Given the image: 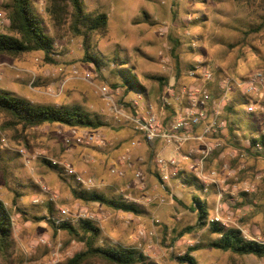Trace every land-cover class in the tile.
<instances>
[{
    "label": "rangeland",
    "instance_id": "obj_1",
    "mask_svg": "<svg viewBox=\"0 0 264 264\" xmlns=\"http://www.w3.org/2000/svg\"><path fill=\"white\" fill-rule=\"evenodd\" d=\"M254 3L255 0H172L168 10L171 27L164 35L161 31L150 30H140L138 33L143 44L139 55L147 62L143 65L146 77L163 85L161 89L169 83L166 74L156 70L164 60L163 46L160 44L163 40L164 44L171 45L167 50L168 55H174L177 49L183 47L189 53L207 57L204 65L219 60L220 72H223L224 65L234 67L240 74V79H243L247 76L245 73L259 66L256 64L257 60L264 61V55H261L264 53V11L257 12L252 8ZM33 4L54 43L59 41L61 44H71V32L67 26L66 31H60L65 25L58 27L53 24L47 12L48 0H34ZM253 16L255 19L250 18ZM147 19L146 14L145 21ZM155 27L156 24H148V29ZM188 29L191 31H187ZM4 30L5 28H0V31ZM66 36L69 37L67 41ZM149 49L152 51H148ZM67 51V48L62 49V52ZM54 58L56 63L47 62L38 51L25 52L18 57L0 55V91L11 92L34 103L80 105L104 122L100 129L105 141L100 146H64L63 137L68 126L47 123L27 129L11 127L5 123V118L0 113V199L10 210L13 227L12 247L7 256L0 258V264H60L83 250L84 243L80 239L65 230L54 229L47 219L37 221L33 218L50 217V202L52 216L57 215L59 208H67L73 217L80 210L93 213L95 219L89 221L100 228V236L112 241L113 246L134 247L143 254V262L137 264H183L177 260L175 251L169 252L168 249L179 248L185 253L191 244H186L182 237L191 230V226L181 225V220L176 215L178 209L167 212L163 208V202L157 203V199L147 202L145 199L148 195L153 197L157 194L156 185L159 180L154 172L157 152L148 153V161L142 160L141 152L147 144L139 132L131 124L119 123L115 119L101 99L98 85L90 77L82 75L79 69H74L73 61L62 60L58 56ZM137 63L139 66V62ZM81 69L89 71L83 65ZM136 77L139 79V76ZM252 100L251 103L255 102ZM132 141L136 145H131ZM19 148H23L30 157L27 166L25 158L18 152ZM246 151L250 163L239 155L225 156L217 162L215 173L224 179L227 172L245 164L236 175H250L253 180H259L258 185H252L243 179L240 181L246 187L237 189L242 197L239 201H234L230 193L220 190L225 199L222 218L229 220L231 227L239 231L246 229L249 234H253L264 229V191L260 187L264 185V175H261L264 168L260 167V151ZM126 152L131 156L132 167L122 165L124 176L111 173L110 168L117 165L118 157ZM42 156L59 157L71 164L77 172L92 176L96 184L94 190L106 196L124 198V195H128L137 199L140 213L125 212L100 202L87 203L76 199L71 193L70 182H73V178L63 175L70 182L62 180L60 171L50 167ZM149 163L153 166H144ZM183 163L181 160L180 164ZM133 169L143 171L145 179L142 189L132 182ZM38 180L47 186L48 192L41 190ZM224 182L226 186L234 188L237 184L234 178L231 182ZM13 189L21 194L17 199H14ZM228 201H234L233 205L230 206ZM158 212L161 216L159 220L154 219ZM169 219L176 222V227L167 222ZM148 221H151V225ZM140 230L144 231V235L139 234ZM208 241L198 242L199 249L191 253L197 264H254L251 258L256 256L216 249L207 246ZM86 264L106 263L100 259H91Z\"/></svg>",
    "mask_w": 264,
    "mask_h": 264
},
{
    "label": "clouds",
    "instance_id": "obj_2",
    "mask_svg": "<svg viewBox=\"0 0 264 264\" xmlns=\"http://www.w3.org/2000/svg\"><path fill=\"white\" fill-rule=\"evenodd\" d=\"M171 4L172 0H60L69 18L78 17L79 31L70 34L71 44L57 41L51 44V50L54 56L73 61L72 67L90 77L94 84L100 87L111 85L108 88L110 96L139 105L138 113L149 119L155 129L153 147L149 149L144 145L142 160L148 161V153H158L164 146L186 154L182 165L159 169L163 183L156 185L157 203L163 201V208L167 212L178 209L176 215L181 225L191 226L182 240L186 244L200 246L198 242H214L220 238L218 229L224 233L231 229L229 220L218 223L224 215L225 199L217 192L230 193L234 201H239L242 197L237 189L246 187L240 183L242 179L252 185L259 184V180H253L250 175H236L245 164L227 172L224 179L216 175L215 169L217 162L225 156L239 155L250 163L246 149L260 151V167L264 168V61H256L259 66L245 73L250 80L244 82L234 67L224 65L223 72H220L219 60L204 65L207 57L189 53L183 47L177 49L174 55H168L167 50L171 45L161 40L164 60L156 70L166 74L169 81L161 89L158 83L146 77L143 65L147 62L139 55L143 44L138 33L140 30H150L161 31L164 35L171 27L168 12ZM252 8L257 12L264 11V0H255ZM250 18L255 19L254 16ZM149 23L156 24V27L148 29ZM41 31L46 33L47 28H41ZM60 31H66V25ZM68 39L66 36L65 41ZM64 48L68 51L62 52ZM81 65L89 71L84 72ZM129 75L139 76L142 82L133 91H129L130 83L126 86ZM166 92L171 93L170 98L164 95ZM249 93L255 102L245 103ZM165 103L170 108H165ZM148 108L153 113L152 118L147 115ZM165 132L172 134L171 144L164 136ZM252 142H255V148ZM201 145H204L203 149ZM189 155L192 159L188 158ZM144 166L153 165L149 163ZM233 178L237 181L236 187L226 186L224 181L231 182ZM213 180L218 182L215 186L211 183ZM260 187L264 191V185ZM165 188L169 191H164ZM234 201H228V204L231 206ZM196 206H199V213ZM160 218L158 212L154 219ZM167 222L176 227L175 221L169 219ZM148 223L151 225V221ZM238 239L247 248L264 251V229L253 234L245 229ZM97 244L113 246V242L104 236L98 238ZM168 251H175L178 256L184 254L179 248ZM236 259L240 260L239 257ZM251 259L254 264H264V255Z\"/></svg>",
    "mask_w": 264,
    "mask_h": 264
},
{
    "label": "trees",
    "instance_id": "obj_3",
    "mask_svg": "<svg viewBox=\"0 0 264 264\" xmlns=\"http://www.w3.org/2000/svg\"><path fill=\"white\" fill-rule=\"evenodd\" d=\"M34 0H0V7L7 12L10 23L4 30L0 31V55L6 57H18L25 52H41L44 60L56 63L51 44L53 37L48 32L41 31L46 28L43 18L35 10ZM47 12L54 25L61 27L66 25L69 32L78 33V17L69 18L66 9L61 7L60 0H48ZM131 84L130 90L141 86L137 77L128 76L127 84ZM163 86V85H162ZM161 86V87H162ZM252 96L248 95L247 103H251ZM0 113L5 118V123L11 127H21L23 129L38 127L43 124H62L69 127L97 129L104 125V122L94 114L89 113L80 105H51L44 103H34L29 99L15 95L11 92L0 91ZM255 148V142H252ZM257 153V152H256ZM259 153V152H258ZM59 158V157H58ZM45 161V160H44ZM50 167L49 161H45ZM61 175V174H60ZM6 179V174H4ZM62 180L70 182L61 175ZM75 184V186L71 185ZM72 195L84 202H100L113 209L125 212L140 213V208L136 203L128 202L121 196H106L97 190L82 189L77 183L70 182ZM14 199L19 197V192L13 189ZM50 217L33 216L37 221L47 219L54 229L67 231L70 235L80 239L84 243V248L75 253L72 257L60 264H86L91 259H100L106 264H137L142 263L143 254L134 247L126 246H99L97 244L101 230L89 220H80L78 224L63 221L56 224L52 214L51 202L48 205ZM207 211V209H205ZM199 213V206H196ZM191 227H189L190 229ZM220 238L208 241L207 246L216 249L231 251L239 255L252 254L256 257L264 255V251L254 248H247L241 245L238 236L241 232L231 227L228 233L217 230ZM12 218L6 203L0 199V258L8 255L12 244ZM200 245V243H198ZM200 246H189L183 255L177 256V260L183 264H197L195 257L191 254Z\"/></svg>",
    "mask_w": 264,
    "mask_h": 264
},
{
    "label": "built area",
    "instance_id": "obj_4",
    "mask_svg": "<svg viewBox=\"0 0 264 264\" xmlns=\"http://www.w3.org/2000/svg\"><path fill=\"white\" fill-rule=\"evenodd\" d=\"M10 20L7 15V12L0 7V28H7L9 26ZM76 72V71H74ZM198 78V77H197ZM244 82H249L250 77L245 76L243 79H241ZM108 88H110L109 85L106 87H100L98 86V92L103 100L104 104L106 105L107 109L114 115L115 119L119 123H129L133 126V128L139 132V134L142 136L145 144L151 149L153 147L152 140L154 138L155 129L153 128L152 123L149 122V119H145L144 115H140L138 113L139 105H136L134 101H118L117 98L110 96L108 94ZM165 96L171 97V93H164ZM249 95H251L249 93ZM165 108H170L169 105L165 103ZM147 115L149 118L153 117V113L150 108L147 110ZM173 114L175 112L173 111ZM139 125V127H137ZM69 130V131H68ZM164 136L167 137L168 143L171 144L173 137L171 133L165 132ZM105 141L104 133L100 128L97 129H87V128H78V127H69L67 128V133L63 137V145L64 146H70L72 144L77 145H102ZM131 145H136L135 141L131 142ZM158 146V145H157ZM164 148H169L167 146H164ZM201 148H204V145H201ZM170 153L168 155H165L163 153L158 152L154 158V165H155V173L158 176L159 184L162 185V180L160 175L158 174L159 169L164 168L167 169L168 167L175 165H181V160H183V156L186 155L185 153L177 151H172L171 148ZM18 152L23 155L25 158V165L27 166L28 163H30V157L26 154L25 150L23 148H19ZM45 160L49 161L51 166H55L59 169L60 173L62 175H65L69 178H73L74 182L77 183L82 189L85 190H93L95 189V180L92 176H84L83 174L76 171V169L69 164L64 159H59L55 157L50 156H42ZM189 159H192V157L189 155ZM205 160L207 158H204ZM122 165H126V167H132L131 163V156L129 153H124L118 157V163L114 167L110 168V172L113 174H116L118 176H124L125 170L122 168ZM210 175V173H209ZM144 174L141 169H133L132 172V182L136 185L139 189H142V185H144ZM206 183L208 181H205ZM211 183L215 186L218 182L215 180L211 181ZM38 184L40 185V188L44 192H48L47 186L43 184L41 180H38ZM166 192L169 191L167 188L164 189ZM217 194H222V192L219 190ZM146 201L149 202L152 199H159L158 193L155 194L153 197L150 198V196L145 197ZM124 200L130 201L133 203H138L137 199H133L128 195H124ZM163 201H161L162 203ZM56 224H59L63 221L71 222L75 224L80 220H93L95 219V216L93 213L88 212L87 210H80V213L76 215V217H73L70 213V211L67 208H59L58 213L56 216L53 217ZM225 219L221 218L218 223L223 224ZM242 231L243 234V230ZM140 235H144V231H139ZM41 242H44L43 239H40Z\"/></svg>",
    "mask_w": 264,
    "mask_h": 264
},
{
    "label": "crops",
    "instance_id": "obj_5",
    "mask_svg": "<svg viewBox=\"0 0 264 264\" xmlns=\"http://www.w3.org/2000/svg\"><path fill=\"white\" fill-rule=\"evenodd\" d=\"M56 125V124H55ZM159 146V145H158ZM160 153H163L165 155H168L170 153V149L169 148H161ZM154 172H155V165H154Z\"/></svg>",
    "mask_w": 264,
    "mask_h": 264
}]
</instances>
